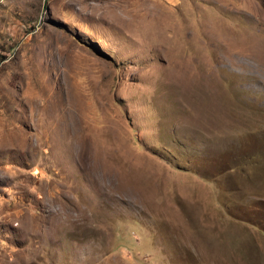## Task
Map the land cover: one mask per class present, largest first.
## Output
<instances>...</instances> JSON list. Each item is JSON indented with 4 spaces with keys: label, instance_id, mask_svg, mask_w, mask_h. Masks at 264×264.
Instances as JSON below:
<instances>
[{
    "label": "rangeland",
    "instance_id": "obj_1",
    "mask_svg": "<svg viewBox=\"0 0 264 264\" xmlns=\"http://www.w3.org/2000/svg\"><path fill=\"white\" fill-rule=\"evenodd\" d=\"M0 264H264V0H0Z\"/></svg>",
    "mask_w": 264,
    "mask_h": 264
}]
</instances>
